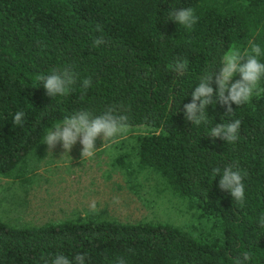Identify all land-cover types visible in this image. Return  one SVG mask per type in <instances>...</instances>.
Returning <instances> with one entry per match:
<instances>
[{"label": "trees", "instance_id": "obj_1", "mask_svg": "<svg viewBox=\"0 0 264 264\" xmlns=\"http://www.w3.org/2000/svg\"><path fill=\"white\" fill-rule=\"evenodd\" d=\"M187 7L198 17L190 30L169 19ZM101 35L106 43L93 47ZM250 40L264 50V0H0V177L24 183L46 131L65 116H98L115 106L130 130L148 129L124 146L135 170L159 174L162 190L203 220L188 229L94 213L37 225L0 218V264H43L57 253L70 260L83 254L85 264H112L118 256L126 264H232L244 251L252 253L247 264H264V78L259 94L233 104L230 115L219 101L207 106V124L183 114L199 78L218 68L230 46L243 49ZM178 58L188 61L181 73L172 68ZM66 67L76 83L64 96H47L37 77ZM86 78L92 83L83 89ZM17 111L25 113L22 125L13 123ZM235 119V142L208 135ZM234 163L243 205L220 189L222 174L212 175Z\"/></svg>", "mask_w": 264, "mask_h": 264}, {"label": "rangeland", "instance_id": "obj_2", "mask_svg": "<svg viewBox=\"0 0 264 264\" xmlns=\"http://www.w3.org/2000/svg\"><path fill=\"white\" fill-rule=\"evenodd\" d=\"M237 79L238 74L233 82ZM145 132L144 126L128 128L106 141L101 134L90 159L81 157L79 140L69 153H64L60 143L51 150L43 143L30 160L31 171L24 183L0 177V218L10 224L37 225L94 213L122 222L162 221L188 229L203 224L186 201L162 190L159 174L136 171L132 158L124 155L129 151L124 147L129 136Z\"/></svg>", "mask_w": 264, "mask_h": 264}, {"label": "clouds", "instance_id": "obj_3", "mask_svg": "<svg viewBox=\"0 0 264 264\" xmlns=\"http://www.w3.org/2000/svg\"><path fill=\"white\" fill-rule=\"evenodd\" d=\"M169 19L177 22L185 29H192L197 23L198 17L192 7L175 9L169 13ZM97 31L102 32L100 25ZM106 43L103 35L93 40V47H99ZM264 56V50L253 41L248 42V46L241 49L237 46H230L220 57L219 66L214 70L206 71L200 78L195 90L191 92L192 102L184 105V117L191 121L193 125L208 123L206 108L208 105L216 104L226 106V115L234 112L232 105L242 106L251 101L254 94H259V84L264 78V62L260 57ZM187 59L178 58L172 66L173 71L181 73L187 69ZM239 74V79L233 82V77ZM76 74L71 68L62 70L52 69L48 75L41 74L37 80L43 84L46 95L53 98L57 95L64 96L71 90L76 83ZM91 78L83 79L82 87L87 89L91 85ZM215 84V99L214 88ZM199 102V103H197ZM25 113L17 111L13 117V123L22 125ZM129 117L126 114H119L115 106L109 107L101 115H93L87 110H80L65 116L64 119L56 123L45 133L44 144L48 149H53L60 143L64 153H69L74 144L79 140L82 145L81 157L92 158L95 155V142L98 137L103 136V141L116 138L119 134L125 133L129 128ZM241 120L235 119L229 123L216 124L210 129L208 135L212 138L220 137L229 143L238 139V130ZM220 173L222 177L219 181L220 189H227L232 198L239 204L244 203V184L243 175L237 164H230L223 168H213L212 175ZM114 203L118 198H114ZM91 208L95 209V203ZM259 226L264 228V214L259 217ZM252 253L244 251L236 257L232 264H247L251 259ZM43 264H85V255L76 254L71 260L57 253L51 259L42 257ZM112 264H126L122 256L116 257Z\"/></svg>", "mask_w": 264, "mask_h": 264}]
</instances>
